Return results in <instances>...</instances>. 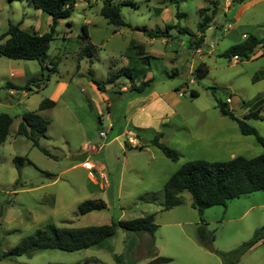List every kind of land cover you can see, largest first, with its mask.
<instances>
[{
	"label": "rangeland",
	"instance_id": "374dc122",
	"mask_svg": "<svg viewBox=\"0 0 264 264\" xmlns=\"http://www.w3.org/2000/svg\"><path fill=\"white\" fill-rule=\"evenodd\" d=\"M124 1L130 4L120 6V15L129 27L114 28L99 14L103 0H75L70 17L57 22L47 69L35 61L0 63V114L13 118L7 139L0 144V264L25 262L26 256L2 255L48 224L101 226L153 215L156 228L152 247L147 234L118 230L102 246L77 252H37L31 256V264H147L156 257L168 260L163 264H222L220 253L237 248L264 225V191L229 200L225 206L209 207L201 215L202 222L188 193L180 195L179 205L163 210V185L187 162L227 161L231 154L251 159L263 152L254 136L241 135L236 122L221 115L216 99L226 103L239 119L250 111L264 116V49H256L249 60L223 56L249 36L264 37V0L243 4L233 0H115ZM214 6L215 16L203 34L200 51L194 53L191 42L198 38L199 10L201 15H210ZM8 24L43 34L49 31L51 20L26 1L0 0V34ZM82 27L87 38H83ZM167 27V38L146 35L164 32ZM131 46L143 48L147 63H142L146 60L135 55ZM201 64L208 71L196 80L193 73ZM20 66L29 73L25 74L28 78L21 77ZM128 67L147 69L145 75L154 79L153 88L166 94L165 104L177 117L168 124L163 116L157 117V123L140 131L127 122L122 112L129 93H122L121 88L128 90L139 82L133 81L135 72H129ZM60 80L70 85L62 101L54 109L39 111L40 102ZM91 80L106 88L110 116L91 90ZM28 83L32 90L25 91V97L24 91L8 96L7 85ZM65 105L70 112L65 113ZM26 112L49 121L39 143L50 156L16 134L19 118ZM244 121L264 139V120ZM154 125L158 127L155 133ZM165 126L174 134L165 143L158 142L177 153L175 162L150 145L155 136L162 137ZM119 134L124 135L106 145ZM128 137L135 139L136 146L127 143ZM222 139L227 142L221 144ZM90 147L98 149V154ZM83 150L90 154L94 167L104 165L107 174L124 170L119 191L116 185L100 189L91 184L88 173L97 180L95 169L81 167H87L85 161L73 162ZM16 158L24 159L19 170ZM96 199L102 200L106 209L76 214L80 203ZM200 226L205 228L201 240L197 237ZM236 264H264V243Z\"/></svg>",
	"mask_w": 264,
	"mask_h": 264
},
{
	"label": "trees",
	"instance_id": "16d2710c",
	"mask_svg": "<svg viewBox=\"0 0 264 264\" xmlns=\"http://www.w3.org/2000/svg\"><path fill=\"white\" fill-rule=\"evenodd\" d=\"M8 2H23L26 1L36 10H39L50 17L51 24L49 31L43 34H38L33 31H26L19 28L18 25L8 24L7 30L0 34V57L13 61H35L41 69H47L46 62L48 59L49 44L54 40L55 27L59 20H66L70 17L75 6V0H7ZM251 0H233V3L243 4ZM130 4L129 1L116 3L115 0H103L102 7L99 11L107 24L114 28L129 27L120 15V6ZM215 6L210 15L199 14L201 20L197 24V30L200 37L197 38L193 45L200 44L203 34L210 27L215 13ZM158 12V11H157ZM158 15V14H157ZM169 27L164 32L154 31L147 32L149 38H165ZM138 30V29H137ZM83 38H87V33L82 27ZM145 32V30H142ZM180 33H186L185 29H180ZM192 44V43H191ZM134 54L141 55V60H146L148 56L143 55L141 46H131ZM89 48V45L85 47ZM264 49V37L258 38L249 36L239 45L231 47L223 56L237 57V59L249 60L256 49ZM131 55H127L130 60ZM131 61V60H130ZM146 68L128 67L129 72H135L134 80H138L137 85H131L127 92L129 96H141L147 93L154 82L153 78L144 79ZM207 67L204 64L194 71L193 76L196 80L203 78L207 74ZM96 88L104 93V87L91 80ZM33 84V81L29 82ZM29 83L23 87L11 85L17 91H31ZM212 91L215 89L209 88ZM214 95V92H212ZM192 97L196 93L191 91ZM55 103L44 99L40 102L38 110L53 108ZM216 107L222 116L236 122L239 132L243 136L252 135L257 143L263 147V152L259 156L251 159H246L241 156H236L227 161L210 162L205 160H194L182 165L174 172L163 185V210H169L181 202L180 195L188 193L191 197V206L198 213L202 222L201 215L203 211L212 206H225L226 202L243 195L252 194L259 191H264V139L261 138L256 131L248 126L244 120L256 119L264 120V116H260L258 111H250L242 119L234 116L229 110L226 103L216 99ZM13 118L7 114H0V144L7 139L12 124ZM49 125L47 119L42 118L35 112H26L21 116V121L18 124L16 134L27 138L33 147L37 148L46 156H50L49 152L40 145L39 141L45 138V131ZM159 137L156 136L150 142L151 146L156 147L161 154L167 159L175 162L178 160L177 153L160 144ZM24 159L16 158L14 162L21 163ZM106 209L105 203L100 200H86L77 206L76 214L84 216L94 211ZM153 215H148L143 218L132 219L129 221H111L107 225L87 226V227H55L48 224L41 229H37L31 236L22 239L19 244L11 249L2 257H31L33 254L42 251L59 250L64 252H77L86 250L92 247H99L108 239L115 236L118 230L136 235L147 234L150 239V245L153 246V235L156 226L153 222ZM205 228L198 227L197 237L203 239ZM264 243V225L258 228L253 236L246 242L239 245L237 248L220 253L222 264H236L240 257L245 253ZM168 260L165 258H154L147 264H163Z\"/></svg>",
	"mask_w": 264,
	"mask_h": 264
},
{
	"label": "crops",
	"instance_id": "0c3cea01",
	"mask_svg": "<svg viewBox=\"0 0 264 264\" xmlns=\"http://www.w3.org/2000/svg\"><path fill=\"white\" fill-rule=\"evenodd\" d=\"M168 36H169V34L166 33L165 38H167ZM197 37L198 38L200 37V33H198ZM150 39H153V38H150ZM193 42L194 41H192L191 43H193ZM199 51H200V44L198 45V47L195 46L194 53L198 54ZM143 55L145 56L144 50H143ZM10 61H12V60H8L6 58L0 57V63L2 65L8 66L10 64ZM148 65H149V62H148ZM21 68H22L21 66L18 68V72L20 71L19 73L21 74V77H24L25 74L29 75V73H26V71L23 70V68L22 69ZM51 69H53V67H51ZM146 75H145L144 79H150ZM0 77H1V74H0ZM25 77L28 78L29 76H25ZM11 85L12 84H9L6 87L8 96H13V93H15L17 91V90H14L13 87H11ZM13 86H16V85H13ZM69 86L70 85L68 83L60 80V81H57L56 84L53 86V88L50 90L47 100L55 103L53 109L55 107H57V105L60 101H62L61 99L67 93ZM76 86L81 87V85H76ZM89 86H90L91 90H93V92L97 93L99 100L105 104L106 109H107V111H106L107 116H110L111 105L109 104V100L105 95L106 88H104L105 92L102 93L96 88V86L92 83V81H90ZM16 87H23V86H16ZM182 90H183V88L181 89V91ZM126 91H127V89L125 88V86H122L121 92L126 93ZM22 93H23V96L25 97L26 92H22ZM165 95L166 94L158 92L157 90H155V88H153V86H151V89L147 93H145L144 95L129 96V98L124 103L123 112H122L123 116L125 118H127V122H129L133 128H135L136 130H139V131L142 130L143 127L146 128V127H150L151 125L153 126V122L157 123V120H158L157 117H161V116H163L161 118L163 120V122L165 124H168L172 119L177 117V115H175V113H173L172 110L170 108H168L167 105L165 104V100H164ZM63 108L66 111L65 113L70 112L69 107L67 105H65ZM158 113H161V115L157 116ZM20 121H21V118H19V122ZM19 122H18V124H19ZM17 127H18V125H17ZM154 127H155V130H154V133H155V132H157L158 127L155 125H154ZM171 134L172 135L174 134V131L172 130V128L171 127L168 128V126L167 127L165 126V128H163V131H162V137L159 136V139L161 141L160 143H162V142L165 143L166 139L170 138ZM122 135H124V134H122ZM122 135L121 134L116 135L106 145H110L111 143L117 141L118 137H121ZM163 138L165 140H163ZM226 142H227L226 139L220 140L221 144H224ZM85 145H87V144L85 143ZM31 146H32V144H31ZM90 151L94 155L98 154V152H99L98 149H95L94 147H90ZM79 153H80V156H81V154H85V160L84 161H85L86 166H88L89 168L95 169V174L98 177L97 180L91 175V173H88L89 180L93 186L99 187L100 189L101 188L105 189L106 187L108 188L109 186L116 185L118 187V191H119L120 185H122V181H123L122 175H124V170L122 171V169H121V171L119 170L118 174L114 173V175H112L110 173L107 174V170H106L107 168L105 169L104 165L97 163V166L94 167L93 163L89 159L90 154L87 153V150H85V151L83 150L82 152H79ZM230 157H231L230 159L234 158L232 154L230 155ZM73 162H74V160H73ZM211 162H217V161H211ZM80 166L88 169L87 167H84V165H82V164H80ZM124 167H125V165L121 166V168H124ZM31 258L32 257H29V258L26 257L25 262L22 261L20 263L15 261V264H31L30 263Z\"/></svg>",
	"mask_w": 264,
	"mask_h": 264
},
{
	"label": "built area",
	"instance_id": "2783aa9c",
	"mask_svg": "<svg viewBox=\"0 0 264 264\" xmlns=\"http://www.w3.org/2000/svg\"><path fill=\"white\" fill-rule=\"evenodd\" d=\"M233 59L234 60H237V57H233ZM99 135L102 138H104L106 136L104 133H100ZM127 143L130 144L131 146H136V144H137L136 141H135V139L132 138V137H128ZM87 168L90 169L88 166H87Z\"/></svg>",
	"mask_w": 264,
	"mask_h": 264
},
{
	"label": "water",
	"instance_id": "95a60500",
	"mask_svg": "<svg viewBox=\"0 0 264 264\" xmlns=\"http://www.w3.org/2000/svg\"><path fill=\"white\" fill-rule=\"evenodd\" d=\"M85 160V155H82L76 159H74V162H78V163H83ZM207 249L212 253L213 252V249L210 248V247H207Z\"/></svg>",
	"mask_w": 264,
	"mask_h": 264
}]
</instances>
